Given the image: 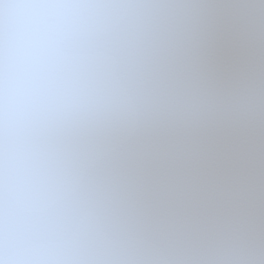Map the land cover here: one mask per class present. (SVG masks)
Returning a JSON list of instances; mask_svg holds the SVG:
<instances>
[{"label": "snow or ice", "instance_id": "1", "mask_svg": "<svg viewBox=\"0 0 264 264\" xmlns=\"http://www.w3.org/2000/svg\"><path fill=\"white\" fill-rule=\"evenodd\" d=\"M0 264H264V0H0Z\"/></svg>", "mask_w": 264, "mask_h": 264}]
</instances>
